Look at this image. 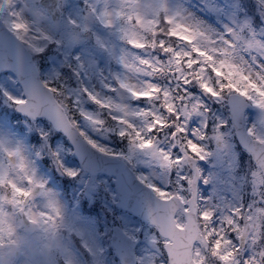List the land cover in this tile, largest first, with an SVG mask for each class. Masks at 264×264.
<instances>
[{"label":"snow or ice","instance_id":"6c2138e0","mask_svg":"<svg viewBox=\"0 0 264 264\" xmlns=\"http://www.w3.org/2000/svg\"><path fill=\"white\" fill-rule=\"evenodd\" d=\"M89 8L118 44L93 36L84 56L109 52L119 71L101 91L84 88L82 100L39 79L32 61L44 49L26 18L28 5L0 2V38H14L0 46V97L35 125L28 137L35 155L63 140L61 131L78 146L109 152L92 134L110 132L156 165L158 179L139 177L155 225L147 264H264V0H99ZM249 103L261 115L247 127L251 155L241 193L213 195L210 182L218 177L205 175L200 162L224 153L225 130L244 120ZM14 119L0 107V130L23 134ZM24 220L62 226L25 147L0 141V236Z\"/></svg>","mask_w":264,"mask_h":264},{"label":"rangeland","instance_id":"374dc122","mask_svg":"<svg viewBox=\"0 0 264 264\" xmlns=\"http://www.w3.org/2000/svg\"><path fill=\"white\" fill-rule=\"evenodd\" d=\"M97 3L99 0H60L62 18L60 28L57 30L50 18L46 14L43 15L44 9L39 5V0H14L17 9L28 5V9L25 11L26 18L32 25L33 35H39L38 44L43 47L44 52L49 49V46L52 47L50 43L54 41V57L51 59L50 67L42 74L45 80L49 82L52 80L56 83L57 80H60L59 75L63 73L64 79L59 83V86L66 98L80 97L83 100L81 93L84 88L101 91L105 78L109 77L110 73L119 71L117 60L109 52L101 51L95 56H84V53L89 50L94 34L98 37L97 39L107 42L110 48L114 42L118 44V40L114 38L109 28L98 19H95L94 22L89 20L88 14L91 13L89 6ZM234 3L239 4L238 0H234ZM71 21H75V23ZM2 87L3 85L0 83V88ZM19 91L22 93L21 89ZM0 107L12 109L11 104L2 97H0ZM260 115L261 110L251 104L246 112L247 127L258 122ZM9 131H11V135H9ZM225 131L228 133L227 149L219 157L200 162V166L205 175L212 173L218 177L215 183L210 182L209 192L211 194L230 193L231 197H238L241 186L238 174L242 172L243 164L238 161L239 154L232 138L233 133L230 128ZM92 138L108 148L109 151L112 148H121L119 144L116 146L110 141L107 131L102 133L93 131ZM0 141L8 143L10 146L25 147L36 178L44 182L48 198L57 203L62 214L61 228L46 229L35 225V231L30 232L23 228L19 221L12 224L11 230L0 236V264H60V261H63V264H120L111 254L108 245L109 237L105 239L106 233L99 232L97 220L101 217H106L110 225L117 220L130 235L140 240L137 249L138 264L141 262L147 264L153 248L154 232L149 226L137 223L136 219L116 206L114 188L107 176L97 177L83 171L78 172V163L73 158L72 148L65 142V139L57 140L53 147L44 151L49 157L48 162L52 163L53 167L56 164L60 166L58 173L65 176L64 169L76 170V175L66 176L67 179L75 178L73 183L70 182L74 185H71V188L78 191L74 204H69L62 197L51 174L40 167L42 165L39 164L37 155L32 152L27 138L23 134L10 128L0 130ZM122 153L131 159L140 177L147 176L150 180L158 179L156 165L148 155L139 151L129 153L128 146L123 149ZM81 197L86 198L89 204L91 201L97 202V207H93V214L81 211V207L78 206ZM40 202L46 203L47 199L42 198ZM96 212H101L100 217L95 214ZM103 227L105 230V223ZM70 232L82 241L88 259L86 257L83 261L81 256L72 249L68 238ZM138 234L141 236L139 237ZM60 239L63 242L62 251H60Z\"/></svg>","mask_w":264,"mask_h":264},{"label":"water","instance_id":"95a60500","mask_svg":"<svg viewBox=\"0 0 264 264\" xmlns=\"http://www.w3.org/2000/svg\"><path fill=\"white\" fill-rule=\"evenodd\" d=\"M40 3L46 8L52 17L55 26L58 28L61 18V10L58 5V0H40ZM13 41L14 38L12 41H5L3 38H0V46L5 45L6 43L10 44ZM32 63L37 70L39 79L43 81L35 62L32 61ZM247 107L248 104L243 106L242 111L244 114ZM16 110L20 113L26 114L25 110H18L17 108ZM233 125L239 143L251 154V148L246 140L247 129L245 127L244 120L239 123H233ZM63 134H65L74 147L76 158L79 160L84 170L93 174L104 172L115 177L113 181L118 194V205L152 223L147 209L143 204V194L148 190L144 184L140 183V180L137 178L136 174L129 167V165L124 160L116 156H110L100 152L91 145H85L84 147L78 146L70 137L67 136L66 133ZM136 244L137 241L128 237L120 227H114L111 245L122 264H136L134 252Z\"/></svg>","mask_w":264,"mask_h":264},{"label":"trees","instance_id":"16d2710c","mask_svg":"<svg viewBox=\"0 0 264 264\" xmlns=\"http://www.w3.org/2000/svg\"><path fill=\"white\" fill-rule=\"evenodd\" d=\"M49 49L51 50L50 54L47 55V56H45L44 53L45 52H49ZM49 49L47 51H45V52H41V53H38L36 55L38 65H39L40 70L42 72L45 71L46 69H48L50 67V65H51V59L54 57V55H53V53H54L53 52V46L52 47L49 46ZM39 57H43V61H41V59ZM59 79L60 80H57L56 81L57 85H59V83L64 79V74L63 73H62V75H59ZM50 82H54V81L51 80ZM32 129L33 128H31V131H32ZM107 134L109 135V137L111 139L110 141L114 145H116V146H119L120 145L121 146V148H116V149L112 148V149H110V151L112 153L120 154L121 151H123V149L127 147V142L126 141H122L118 137L114 138L113 135H112V133H110V132H107Z\"/></svg>","mask_w":264,"mask_h":264}]
</instances>
